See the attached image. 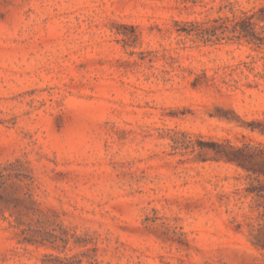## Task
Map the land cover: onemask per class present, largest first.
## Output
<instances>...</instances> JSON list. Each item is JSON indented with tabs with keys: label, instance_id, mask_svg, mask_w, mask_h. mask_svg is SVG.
I'll return each instance as SVG.
<instances>
[{
	"label": "rangeland",
	"instance_id": "1",
	"mask_svg": "<svg viewBox=\"0 0 264 264\" xmlns=\"http://www.w3.org/2000/svg\"><path fill=\"white\" fill-rule=\"evenodd\" d=\"M262 4L0 0V168L37 210L0 203V264H264L245 173L207 147L264 142V46L175 24Z\"/></svg>",
	"mask_w": 264,
	"mask_h": 264
},
{
	"label": "trees",
	"instance_id": "2",
	"mask_svg": "<svg viewBox=\"0 0 264 264\" xmlns=\"http://www.w3.org/2000/svg\"><path fill=\"white\" fill-rule=\"evenodd\" d=\"M264 4L254 10L232 12L231 15L218 16L205 21H175L182 28L177 31L186 35H195L203 42L222 39H244L258 47L264 46ZM251 126L252 131L264 135V123ZM212 159L232 164L244 173L245 186L241 197L249 198L246 212L242 215L250 234L249 240L255 246L264 249V142L249 139L234 144L228 139L213 140L207 146ZM16 162H9L0 168V203L8 208L11 204L18 212L25 210L37 212L33 207V177L16 168ZM31 209V210H30ZM5 218V217H4ZM24 224L20 218L16 225ZM21 233L23 234L22 230ZM21 242L33 243L32 236L23 234Z\"/></svg>",
	"mask_w": 264,
	"mask_h": 264
}]
</instances>
